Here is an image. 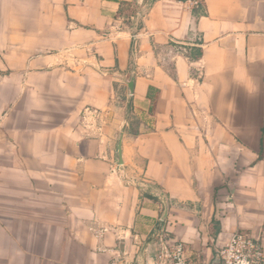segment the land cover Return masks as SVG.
I'll return each mask as SVG.
<instances>
[{
	"label": "crops",
	"instance_id": "0c3cea01",
	"mask_svg": "<svg viewBox=\"0 0 264 264\" xmlns=\"http://www.w3.org/2000/svg\"><path fill=\"white\" fill-rule=\"evenodd\" d=\"M237 230L264 246V0H0V264H210Z\"/></svg>",
	"mask_w": 264,
	"mask_h": 264
},
{
	"label": "built area",
	"instance_id": "2783aa9c",
	"mask_svg": "<svg viewBox=\"0 0 264 264\" xmlns=\"http://www.w3.org/2000/svg\"><path fill=\"white\" fill-rule=\"evenodd\" d=\"M185 3L191 9H204L206 0H178ZM138 18L139 13L130 16V19ZM178 46L183 44L174 42ZM184 46V45H183ZM128 183L136 184L144 193L148 186L142 180L126 178ZM161 247L152 264H189L184 254V244L176 239L171 244L165 243L160 237ZM217 261L210 264H264V246L262 242L249 233L237 230L232 233L229 240L216 248ZM112 264H128L123 260H116Z\"/></svg>",
	"mask_w": 264,
	"mask_h": 264
},
{
	"label": "water",
	"instance_id": "95a60500",
	"mask_svg": "<svg viewBox=\"0 0 264 264\" xmlns=\"http://www.w3.org/2000/svg\"><path fill=\"white\" fill-rule=\"evenodd\" d=\"M134 77H135V74H134V69L131 70L130 72V77L129 79L126 81V93L129 97L132 96V93H133V86H134ZM129 125V122H126V126ZM124 130H127L129 131L128 129H122L119 136H118V139L116 141V145H115V149H116V159H117V163H122V159H121V154H122V137H123V132ZM165 208H164V214L167 213V203H166V200H165Z\"/></svg>",
	"mask_w": 264,
	"mask_h": 264
},
{
	"label": "trees",
	"instance_id": "16d2710c",
	"mask_svg": "<svg viewBox=\"0 0 264 264\" xmlns=\"http://www.w3.org/2000/svg\"><path fill=\"white\" fill-rule=\"evenodd\" d=\"M126 9V8H125ZM121 12H122V10H121Z\"/></svg>",
	"mask_w": 264,
	"mask_h": 264
}]
</instances>
